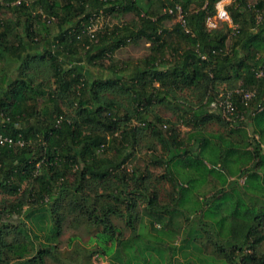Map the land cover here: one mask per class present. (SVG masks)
<instances>
[{
    "label": "trees",
    "instance_id": "16d2710c",
    "mask_svg": "<svg viewBox=\"0 0 264 264\" xmlns=\"http://www.w3.org/2000/svg\"><path fill=\"white\" fill-rule=\"evenodd\" d=\"M219 2L0 0V264H264V0Z\"/></svg>",
    "mask_w": 264,
    "mask_h": 264
},
{
    "label": "rangeland",
    "instance_id": "374dc122",
    "mask_svg": "<svg viewBox=\"0 0 264 264\" xmlns=\"http://www.w3.org/2000/svg\"><path fill=\"white\" fill-rule=\"evenodd\" d=\"M232 1L233 0H231V3H232ZM257 1L258 0H249V4L253 6L257 3ZM226 5H229V4H226ZM131 19H132V16L127 15V16L123 17L122 20L120 19L119 21L111 20V19H108V20L106 19V21L109 22V24H112V23L117 24V23L130 21ZM175 22H177V20H175ZM103 23H105V21H103V19L99 18V21L97 24H94V26L89 27L88 33H92V31L99 30L102 27ZM145 52H146L145 43H143V44L141 43L138 46L131 45L125 49L120 50L117 53V59L124 61V62H134L135 63V62H137L138 59L143 57ZM96 73L98 75H103V72H99V73L96 72ZM159 113L163 117L170 116L173 120L175 119V117H173L170 112H167L164 109L159 110ZM180 130L185 132V131H187V128L184 126L183 127L180 126ZM118 225L124 226L123 222L121 224L118 223ZM161 227H162L161 225H159V224L157 225V228L160 229ZM155 235H156V233H152V236H155ZM124 236L126 238H128L130 236V232L128 230H125ZM181 238H182V236H178L173 241L176 246L181 245ZM94 248H95V243L91 242V236H90V234H88L85 231V227H82L78 231H74V230L66 228L64 235L61 237L60 246H59V250L62 253H65V255H68V254L71 255L72 253H80L82 255V256H80L81 258L84 257L86 251L90 252ZM48 264H54V263L52 261H48ZM92 264H113V262L111 261V259L109 257H107V256L105 257V256L101 255V256L93 257Z\"/></svg>",
    "mask_w": 264,
    "mask_h": 264
},
{
    "label": "built area",
    "instance_id": "2783aa9c",
    "mask_svg": "<svg viewBox=\"0 0 264 264\" xmlns=\"http://www.w3.org/2000/svg\"><path fill=\"white\" fill-rule=\"evenodd\" d=\"M20 3V1H18L17 3H15V4H19ZM221 2H219L218 4H220ZM217 4V5H218ZM226 4H225V6H224V11L225 12H227L226 11ZM216 8H217V6H216ZM176 15H177V21L178 22H181V23H184L185 22V20H184V15H183V13H182V9L180 8V7H177L176 8ZM173 10H170V14H173ZM228 14V13H227ZM224 22H228L229 24H230V27H232V28H234L233 26H232V21L230 20V17H229V15L227 16V17H224V18H222L221 16H220V13H219V10H218V8H217V14H216V16H214V17H210L209 19H208V21H207V24H208V26L210 27V28H213V29H215V28H217L218 26H219V24L220 23H224ZM5 142H7V141H9V142H11L10 140H8V139H5L4 140Z\"/></svg>",
    "mask_w": 264,
    "mask_h": 264
},
{
    "label": "clouds",
    "instance_id": "9594fccd",
    "mask_svg": "<svg viewBox=\"0 0 264 264\" xmlns=\"http://www.w3.org/2000/svg\"><path fill=\"white\" fill-rule=\"evenodd\" d=\"M230 3H231V0H221V3L217 5V8H218L219 13H220V16L222 18L228 16L227 12L224 11V6H225V4H230Z\"/></svg>",
    "mask_w": 264,
    "mask_h": 264
}]
</instances>
